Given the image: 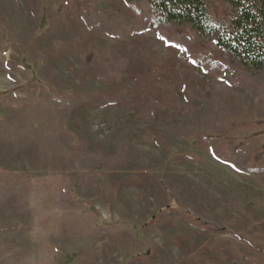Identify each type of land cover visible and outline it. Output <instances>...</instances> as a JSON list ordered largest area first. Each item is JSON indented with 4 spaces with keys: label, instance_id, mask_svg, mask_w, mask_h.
I'll list each match as a JSON object with an SVG mask.
<instances>
[{
    "label": "rangeland",
    "instance_id": "rangeland-1",
    "mask_svg": "<svg viewBox=\"0 0 264 264\" xmlns=\"http://www.w3.org/2000/svg\"><path fill=\"white\" fill-rule=\"evenodd\" d=\"M73 14L71 0H0V264H228L224 253L264 264V178L218 162L206 141L264 162L261 98L229 86L228 57L186 29L121 41ZM97 57L108 79L85 71ZM44 93L88 101L63 120ZM210 93L216 126L182 137L183 114ZM81 146L98 170L77 167Z\"/></svg>",
    "mask_w": 264,
    "mask_h": 264
},
{
    "label": "trees",
    "instance_id": "trees-1",
    "mask_svg": "<svg viewBox=\"0 0 264 264\" xmlns=\"http://www.w3.org/2000/svg\"><path fill=\"white\" fill-rule=\"evenodd\" d=\"M74 14L70 16L80 21L89 34H100L121 41L130 40L138 35L160 28H183L188 30L195 39L212 42L218 50L230 60L223 67V80L246 97L252 103L260 97L257 106L264 105V0H120L129 12L116 10L111 6L112 0H93L90 7L84 8L81 0H71ZM207 1H220L228 4L230 15L227 20L214 19L207 7ZM106 68L98 57L93 59L85 69L86 73L97 80L108 79ZM112 70H115L111 67ZM252 84L251 96L248 84ZM210 97L219 96L207 94V100H201V111H185L183 122L176 126L182 137L198 136L207 130L210 124L216 126V117H207ZM88 99L79 97L74 102L61 100L49 93L43 94L42 103L53 110L64 111V119L75 107L86 105ZM256 105V104H255ZM73 106V108H72ZM219 128L218 133H224ZM211 154L218 162L228 165L235 172L253 178H264V162L256 166L251 163L261 160L254 155L249 145L240 149L230 148L229 155L219 151L216 138L206 139ZM85 146V145H84ZM84 146L74 154L76 165L80 170H98L99 163L85 152ZM169 223L161 225L167 228ZM187 226V225H186ZM190 227V226H188ZM228 264H254L245 258H235L224 253Z\"/></svg>",
    "mask_w": 264,
    "mask_h": 264
},
{
    "label": "crops",
    "instance_id": "crops-1",
    "mask_svg": "<svg viewBox=\"0 0 264 264\" xmlns=\"http://www.w3.org/2000/svg\"><path fill=\"white\" fill-rule=\"evenodd\" d=\"M0 175H1V172H0ZM2 190L6 192L7 188L3 187V183H2V181H0V191H2Z\"/></svg>",
    "mask_w": 264,
    "mask_h": 264
},
{
    "label": "snow or ice",
    "instance_id": "snow-or-ice-1",
    "mask_svg": "<svg viewBox=\"0 0 264 264\" xmlns=\"http://www.w3.org/2000/svg\"><path fill=\"white\" fill-rule=\"evenodd\" d=\"M161 39H163V37H161ZM178 47V46H177ZM193 63H195V61H193Z\"/></svg>",
    "mask_w": 264,
    "mask_h": 264
}]
</instances>
